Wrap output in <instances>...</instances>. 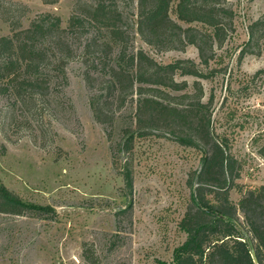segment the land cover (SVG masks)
<instances>
[{
    "label": "rangeland",
    "instance_id": "obj_1",
    "mask_svg": "<svg viewBox=\"0 0 264 264\" xmlns=\"http://www.w3.org/2000/svg\"><path fill=\"white\" fill-rule=\"evenodd\" d=\"M173 0L171 16L177 19ZM235 12V32L217 49L209 65L198 50L157 51L140 36L135 45L160 63L192 59L201 77L204 101H212V122L241 164L231 190L238 203L247 189L264 184V40L255 53H242L250 25L264 14V0H226ZM139 0H119L126 20L136 19ZM95 0H0V36L11 22L23 27L41 13H52L66 27L74 13ZM27 7L25 14L23 11ZM259 51V52H258ZM80 57L68 67V82L34 105L14 103L0 94V182L26 202L44 208L23 215L0 213V264H173L187 233L180 222L191 196L189 174L201 166L202 151L181 144L163 130L136 136L134 189L129 193L114 151L133 122L135 103L116 111L112 127L96 120L92 94ZM112 108L117 109L114 104Z\"/></svg>",
    "mask_w": 264,
    "mask_h": 264
},
{
    "label": "trees",
    "instance_id": "obj_2",
    "mask_svg": "<svg viewBox=\"0 0 264 264\" xmlns=\"http://www.w3.org/2000/svg\"><path fill=\"white\" fill-rule=\"evenodd\" d=\"M172 3L139 0L133 20L125 19L119 0H95L74 13L66 27L52 13L37 15L28 27L21 19L12 21L10 33L0 36V94L26 106L40 98L51 101L50 96L68 82L69 63L80 57L98 122L112 127L116 111L129 101L135 103L133 122L124 128L114 151L116 163L121 152L127 153L123 174L129 193L134 189L136 136L163 130L203 153L200 168L187 180L191 196L180 222L187 238L173 264H264V184L247 189L238 203L232 201L241 164L213 126L212 101H204L201 80L188 90V81L176 78L178 74L198 78L201 70L192 59L160 63L135 45L137 35L157 51H183L193 45L201 63L209 65L235 32V12L226 0H179L175 19ZM263 40L264 14L250 25L242 53H255ZM260 153L264 156V146ZM42 210L0 182V213ZM86 252L89 264H97L98 258Z\"/></svg>",
    "mask_w": 264,
    "mask_h": 264
}]
</instances>
